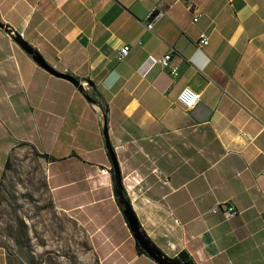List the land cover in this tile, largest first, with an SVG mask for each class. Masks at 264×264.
Wrapping results in <instances>:
<instances>
[{
  "label": "crops",
  "instance_id": "1",
  "mask_svg": "<svg viewBox=\"0 0 264 264\" xmlns=\"http://www.w3.org/2000/svg\"><path fill=\"white\" fill-rule=\"evenodd\" d=\"M0 24V172L20 144L47 155L50 200L87 232L95 264H157L136 250L107 142L122 199L163 256L264 264V0H0ZM184 87L199 94L191 110L176 101ZM217 203L238 214H211Z\"/></svg>",
  "mask_w": 264,
  "mask_h": 264
},
{
  "label": "rangeland",
  "instance_id": "2",
  "mask_svg": "<svg viewBox=\"0 0 264 264\" xmlns=\"http://www.w3.org/2000/svg\"><path fill=\"white\" fill-rule=\"evenodd\" d=\"M35 134L39 137V129ZM9 141L0 138V156ZM9 160L4 175L0 172V247L6 264H95L87 232L52 204L42 159L20 144Z\"/></svg>",
  "mask_w": 264,
  "mask_h": 264
},
{
  "label": "water",
  "instance_id": "3",
  "mask_svg": "<svg viewBox=\"0 0 264 264\" xmlns=\"http://www.w3.org/2000/svg\"><path fill=\"white\" fill-rule=\"evenodd\" d=\"M0 27L3 28L4 26L0 24ZM13 40L20 46V48L26 52L28 55L32 57L34 62L47 71L48 73L70 81L75 87L78 89H81L79 86V82L73 78L72 76H69L67 74L61 73L56 71L54 68H52L50 65H48L45 60L42 58V56L32 47L30 46L26 41H24L20 35L18 34H12ZM88 99V98H87ZM106 133V130H105ZM107 149L110 154L112 163H113V170H114V178L116 182V193L118 196L121 198V203L123 204V214L128 222L130 231L132 232L135 240L137 241L138 245L142 248V250L149 256L151 257L157 264H182L177 260L167 258L163 256L150 242L149 240L141 233L139 229V224L132 213L129 203L122 199V188H121V183H120V174L118 170V166L114 157V154L112 152V149L107 142Z\"/></svg>",
  "mask_w": 264,
  "mask_h": 264
},
{
  "label": "built area",
  "instance_id": "4",
  "mask_svg": "<svg viewBox=\"0 0 264 264\" xmlns=\"http://www.w3.org/2000/svg\"><path fill=\"white\" fill-rule=\"evenodd\" d=\"M53 1H57V0H53ZM155 10L156 9L153 8V10H151L149 12V14L146 18V25L145 26L149 31H152L154 21H156L160 16H162L161 11L155 13ZM198 17H199L198 15H195L193 17V21L196 22L198 20ZM196 44L200 48L206 46L208 44L207 35L205 33H200L198 36V41ZM130 49H131L130 45H127V44L122 45L117 51L116 59L118 61H122L129 54ZM170 61H171V55L165 54L157 62L162 68L169 69L172 77H176L178 75V67L171 65ZM176 101L184 109L191 110L198 104L199 94L189 87H184L179 92V94L177 95ZM241 135L247 136L244 133H241ZM247 138L250 139V137H248V136H247ZM219 212L222 213L226 219L231 218L233 216H236L238 214V212L234 209L233 206H231L229 204H218L217 203L210 210V213L211 214H217Z\"/></svg>",
  "mask_w": 264,
  "mask_h": 264
},
{
  "label": "trees",
  "instance_id": "5",
  "mask_svg": "<svg viewBox=\"0 0 264 264\" xmlns=\"http://www.w3.org/2000/svg\"><path fill=\"white\" fill-rule=\"evenodd\" d=\"M34 152H35V154L37 155V156H39L40 158H44V159H49V157L47 156V155H45V154H39V153H37L35 150H33ZM9 157H8V159L6 160V163H5V165H4V170H3V172H2V174H1V176L2 175H4V171H5V169H7L8 167H9ZM140 229V228H139ZM140 231H141V229H140ZM141 233L144 235V233L141 231ZM145 236V235H144ZM146 237V236H145ZM147 238V237H146ZM148 239V238H147ZM136 250H137V252L139 253V254H145V252L142 250V248L138 245V243L136 242ZM175 260H177V261H179L180 263H182V264H193L192 262H191V260H189L188 259V256L185 254V253H180L176 258H174Z\"/></svg>",
  "mask_w": 264,
  "mask_h": 264
}]
</instances>
